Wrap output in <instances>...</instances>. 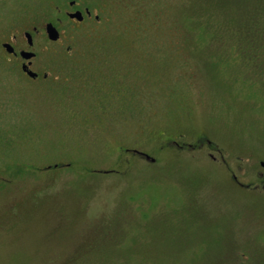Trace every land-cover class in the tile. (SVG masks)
<instances>
[{
    "label": "rangeland",
    "instance_id": "obj_1",
    "mask_svg": "<svg viewBox=\"0 0 264 264\" xmlns=\"http://www.w3.org/2000/svg\"><path fill=\"white\" fill-rule=\"evenodd\" d=\"M54 1L0 0V40ZM92 2L39 79L0 52V264H264V0Z\"/></svg>",
    "mask_w": 264,
    "mask_h": 264
},
{
    "label": "flooded vegetation",
    "instance_id": "obj_2",
    "mask_svg": "<svg viewBox=\"0 0 264 264\" xmlns=\"http://www.w3.org/2000/svg\"><path fill=\"white\" fill-rule=\"evenodd\" d=\"M95 7L96 6H94L92 0H55L53 6V11L57 15L55 21L46 22L41 27L33 24L30 29L28 28V30L20 33L21 41L19 42V44H17L16 41L18 39L16 34H12L10 37L1 39L0 52L4 57H6V55L10 56L11 58L13 57V59L19 64L22 74L28 76L26 71H32L33 73H35L34 77H28L34 80L39 79V73L33 70V63L37 54L36 45L41 46V43H37L38 37L42 36L41 38L44 39L46 44L51 43L53 45H61V33L58 25H60L61 22L65 21V23L79 28L85 25L86 22L90 21L91 19L99 22V14L95 12ZM50 35L52 36L50 37ZM69 50V47H67V52ZM47 76L48 73L46 72L41 74V78L43 80H45ZM204 138V136L200 135L198 139H196V143H194L195 146L207 145L211 150V148L213 147L212 142L208 139H206L205 142L202 141L204 140ZM171 143H173L174 145L176 144L179 147H183V144H187L184 142H177V140H172ZM194 144L191 146H188L189 144H187L186 146L193 147ZM209 156L214 158L211 153H209ZM257 174L260 177L264 176V173L262 172H258ZM232 180L238 186H248V184L245 185L241 183L235 175L232 176Z\"/></svg>",
    "mask_w": 264,
    "mask_h": 264
},
{
    "label": "trees",
    "instance_id": "obj_3",
    "mask_svg": "<svg viewBox=\"0 0 264 264\" xmlns=\"http://www.w3.org/2000/svg\"><path fill=\"white\" fill-rule=\"evenodd\" d=\"M252 32L250 33L246 27L243 29H238L239 33L238 36L240 35H245L247 36L248 40L251 41L253 44L252 49L257 45L258 42L264 43V31L260 30L259 27L257 28L256 25H252ZM257 36V37H256ZM256 38H259L258 41H254ZM252 59V56H251Z\"/></svg>",
    "mask_w": 264,
    "mask_h": 264
},
{
    "label": "water",
    "instance_id": "obj_4",
    "mask_svg": "<svg viewBox=\"0 0 264 264\" xmlns=\"http://www.w3.org/2000/svg\"><path fill=\"white\" fill-rule=\"evenodd\" d=\"M52 35H50V37H51ZM25 70V69H24ZM26 71V70H25ZM26 73L30 76V77H34V75H35V73H33L32 71H26ZM134 152H138V151H134ZM139 154H142V155H144V156H146V158L148 157L146 154H143L142 152H138ZM263 166H264V164H262Z\"/></svg>",
    "mask_w": 264,
    "mask_h": 264
}]
</instances>
